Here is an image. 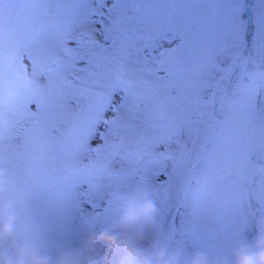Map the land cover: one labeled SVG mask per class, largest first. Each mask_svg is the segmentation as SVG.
<instances>
[{"label": "rangeland", "instance_id": "rangeland-1", "mask_svg": "<svg viewBox=\"0 0 264 264\" xmlns=\"http://www.w3.org/2000/svg\"><path fill=\"white\" fill-rule=\"evenodd\" d=\"M263 125L264 0H23L0 24V147L30 174L14 183L6 163L0 191L21 240L37 238L21 223L30 195L79 231L53 258L147 200L166 264H216L239 244L206 253L169 239L172 212L190 179L223 195L236 174L264 177ZM141 226L146 246L154 229Z\"/></svg>", "mask_w": 264, "mask_h": 264}, {"label": "snow or ice", "instance_id": "snow-or-ice-1", "mask_svg": "<svg viewBox=\"0 0 264 264\" xmlns=\"http://www.w3.org/2000/svg\"><path fill=\"white\" fill-rule=\"evenodd\" d=\"M22 3L23 0H0V24L20 15ZM6 163L12 182L19 183L21 180L28 182L30 174L22 158L16 153L6 157L3 148L0 147V168ZM188 183L199 186L193 187L187 193L184 203H177L170 220L172 227L169 239L178 238L184 245L189 240L198 241L200 251L216 253L227 251L234 243L250 244L255 234H264V177L249 179L246 174H236L225 186L223 195L219 194L220 189L214 179L204 182L190 179ZM4 200L5 193L0 191V204H3ZM131 200H134V196ZM180 208H184L185 211H179ZM100 215L97 213L96 218L88 222L89 229L97 228ZM257 215L260 217L259 221H256ZM177 216L181 221L179 229L175 227ZM147 220L153 225V242L157 243L159 224L152 217H148ZM120 221L127 225L129 236H134L136 224L128 214L120 217ZM252 222L256 223L255 234L249 237L247 232ZM21 223L37 226L35 228L37 238L25 241L30 250L47 253L50 249L67 251L80 246L79 231L71 228L66 222L57 223L54 208L34 195L29 197ZM140 233L144 236L142 226ZM3 251L8 255L7 247Z\"/></svg>", "mask_w": 264, "mask_h": 264}, {"label": "clouds", "instance_id": "clouds-1", "mask_svg": "<svg viewBox=\"0 0 264 264\" xmlns=\"http://www.w3.org/2000/svg\"><path fill=\"white\" fill-rule=\"evenodd\" d=\"M6 187L5 173L0 171V190ZM153 211L151 202L140 200L127 214L138 225ZM18 227L10 205H0V264H166L163 249L153 241L145 246V237L138 227L135 235L130 237L123 221L90 233L80 251L63 252L55 258L30 250V246L20 239ZM5 247L8 255L4 254ZM216 264H264V234L255 236L250 244L232 247Z\"/></svg>", "mask_w": 264, "mask_h": 264}, {"label": "water", "instance_id": "water-1", "mask_svg": "<svg viewBox=\"0 0 264 264\" xmlns=\"http://www.w3.org/2000/svg\"><path fill=\"white\" fill-rule=\"evenodd\" d=\"M250 1H251V0H250ZM250 21H251V18H249V21H248V24H247V27H248V28H249V26H250ZM249 40H250L249 31H247V43H246V46H248V44H249ZM257 100H258V97H257ZM257 100H256V101H257ZM263 129H264V127H263ZM263 129H262V131H263ZM261 137L263 138V132H262V134H261ZM260 145H261V144H259V145L257 146V148H259ZM255 156H256V150L254 151L253 156L251 157V163H252V164H254Z\"/></svg>", "mask_w": 264, "mask_h": 264}]
</instances>
